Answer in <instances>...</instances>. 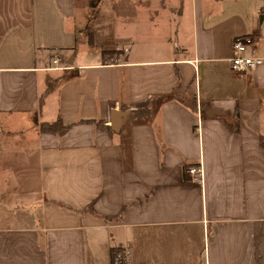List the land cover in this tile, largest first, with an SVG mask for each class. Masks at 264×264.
<instances>
[{
    "label": "crops",
    "instance_id": "1",
    "mask_svg": "<svg viewBox=\"0 0 264 264\" xmlns=\"http://www.w3.org/2000/svg\"><path fill=\"white\" fill-rule=\"evenodd\" d=\"M250 1L0 0V264H264Z\"/></svg>",
    "mask_w": 264,
    "mask_h": 264
},
{
    "label": "built area",
    "instance_id": "2",
    "mask_svg": "<svg viewBox=\"0 0 264 264\" xmlns=\"http://www.w3.org/2000/svg\"><path fill=\"white\" fill-rule=\"evenodd\" d=\"M232 53L228 57L229 67L235 73L251 72L252 69L263 62L261 56L254 52V35L240 34L236 35L232 41ZM56 59V58H55ZM108 124L110 121H106ZM185 171L192 178H201L202 168L200 164L185 166ZM113 261L116 263H128L129 252L125 248L116 250L113 256Z\"/></svg>",
    "mask_w": 264,
    "mask_h": 264
},
{
    "label": "trees",
    "instance_id": "3",
    "mask_svg": "<svg viewBox=\"0 0 264 264\" xmlns=\"http://www.w3.org/2000/svg\"><path fill=\"white\" fill-rule=\"evenodd\" d=\"M115 51H120L118 49H114V50H103L102 53L106 56H109L110 54H113ZM229 126L232 130L236 131L239 127V121H235L234 123H229ZM40 130H51L54 131L56 129H58L59 127H63L60 118H57L56 121L54 122H45V121H40L39 124ZM121 246H112L111 250H110V255H111V259H113L114 253L116 250H119ZM112 261V260H111Z\"/></svg>",
    "mask_w": 264,
    "mask_h": 264
},
{
    "label": "rangeland",
    "instance_id": "4",
    "mask_svg": "<svg viewBox=\"0 0 264 264\" xmlns=\"http://www.w3.org/2000/svg\"><path fill=\"white\" fill-rule=\"evenodd\" d=\"M250 3H251V6H254V1L251 0ZM257 4H259L260 6H261V5H264V0H261L260 2L258 1ZM245 5H246V4H244V6H242L243 14L245 13V12H244V9H246V6H245ZM262 8H264V7H262ZM247 9L250 10L249 8H247ZM247 9H246V10H247Z\"/></svg>",
    "mask_w": 264,
    "mask_h": 264
}]
</instances>
